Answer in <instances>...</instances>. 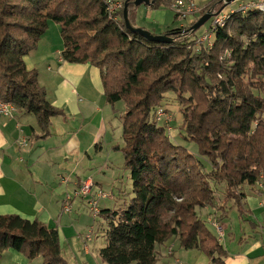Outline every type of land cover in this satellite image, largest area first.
<instances>
[{
  "label": "trees",
  "instance_id": "trees-1",
  "mask_svg": "<svg viewBox=\"0 0 264 264\" xmlns=\"http://www.w3.org/2000/svg\"><path fill=\"white\" fill-rule=\"evenodd\" d=\"M125 1L133 9V0ZM222 2L207 4L219 10ZM224 15V25L207 21L212 40L196 43L199 28L186 30L200 15L187 23L174 12L186 24L159 32L172 38L161 43L128 30L123 8L110 16L105 0H0V100L32 115L41 135L63 111L47 99L24 56L50 21L59 27L62 58L97 67L106 100L125 105L120 150L132 196L100 210L106 226L99 255L106 264H156L158 247L172 238L217 256L223 249L212 221L241 207L244 185L264 180V9ZM168 93L182 114L179 133L197 153L172 139L171 119L169 125L158 118V110H168L162 107ZM9 249L29 260L40 256L43 264H68L57 230L18 214L0 215V258Z\"/></svg>",
  "mask_w": 264,
  "mask_h": 264
},
{
  "label": "crops",
  "instance_id": "crops-1",
  "mask_svg": "<svg viewBox=\"0 0 264 264\" xmlns=\"http://www.w3.org/2000/svg\"><path fill=\"white\" fill-rule=\"evenodd\" d=\"M49 26L24 61L28 69L37 71L47 99L63 114L51 118L46 135H41L32 115L18 109L11 116L0 115V215L18 214L56 229L63 251L65 243L71 248L78 236L82 238V234L69 233L68 223H74L70 192L86 180L98 184L94 195L101 188L92 176L74 174L75 164L90 158L91 147L111 133L116 111L105 98L100 70L89 63L65 61L59 27L52 32ZM243 191L241 207H234L227 218L210 225L215 234L219 235L217 225L222 232L219 242L223 252L209 256L196 248L180 247L172 238L158 247L156 264H174L176 260L178 264H264V187L244 185ZM84 207L89 210L88 205ZM232 210H236L235 217ZM85 236L91 238V234ZM83 253L82 259L76 253V264H106L100 258L90 260L86 245ZM7 257L15 264H25L24 254L13 249L4 252L0 264L8 263Z\"/></svg>",
  "mask_w": 264,
  "mask_h": 264
},
{
  "label": "rangeland",
  "instance_id": "rangeland-1",
  "mask_svg": "<svg viewBox=\"0 0 264 264\" xmlns=\"http://www.w3.org/2000/svg\"><path fill=\"white\" fill-rule=\"evenodd\" d=\"M120 1L123 2V6H124L125 0H120ZM174 1L175 0L173 1L171 0L169 7L161 6L155 9L150 8L149 5L144 3L134 6L133 9L129 7L128 8L129 20L134 22L138 27H143L155 34H159V32L164 31L169 27H175L176 25L182 26V24H186L185 21L182 23L181 22L182 20L180 18H177L175 20L174 11L172 9V5ZM192 1L196 4L198 10L195 12V15H192L191 17H189V19L192 17L196 18V15L202 16L205 12L209 10H212L213 13H216L215 15L212 16V18H214L215 16H222V14H224L225 12L227 13L229 10L230 11L240 10L239 8H241L242 6L244 7V5L246 6L247 2H249L250 0H235L226 6H222V9L220 8L221 10L220 9L215 10L214 6L209 8L208 7L209 4L207 3L210 0H192ZM254 1L263 2L264 0H254ZM189 19L188 18L186 19L187 23ZM208 24L209 22H206L199 28L197 32L199 34V37L196 40V43L203 42L202 39L203 35L209 31ZM49 25H50L49 27L51 28V29L49 28V30H52V32L54 30L52 28L55 29L58 28V25H56V23H54L53 21H50ZM212 37H210L211 38L210 40H212ZM55 40H56V36H55ZM166 95L170 97V99L162 107L163 108L166 107L168 109L167 111L165 110L166 113L164 115V118L168 119L167 122L170 121L171 119L170 133L173 136L172 139L177 144L184 146L191 152L197 153L196 144L193 141H188L184 139L183 136H181V134L179 133L182 114L177 104L174 103V100L172 99L173 94L168 93ZM113 106L116 112L114 113L113 127L111 133H109L108 136L101 139L99 144H97L96 146L94 144L91 147L89 152L90 158L86 157L80 163L75 164L76 170L74 174L78 173L81 177L84 176V178L88 176H92L95 184L96 183L101 184V188L99 189L100 191L106 194V197L103 199H99L97 201V206L99 209L100 208L103 209L104 207L117 208L123 206L124 204L122 203L127 202L132 196L131 179L129 177V171L124 167L123 155H122V151L120 150V148L123 146V139L121 137V120L125 113V105L122 101H119L116 102ZM64 161L66 160L64 159ZM68 161H71L70 162L71 165H74L72 163L71 158ZM87 161H90L89 163L91 164L88 165ZM64 175L67 176L68 173L64 172ZM97 185L98 184L93 186V182H92L93 188L91 189V193L85 197H76L74 196L73 190L70 192L71 193L70 199L74 197L73 198L74 201L71 202V206L73 210H72V215L70 217L72 220H74V223L71 222L68 223L69 233L75 235L76 237L79 234H82V238L78 236V238H76L77 240L74 241V247L70 248L69 246L70 243L69 244L65 243V248L63 251H61L63 257L65 259L67 257L70 264L77 263L76 260L77 258L75 257L76 253L78 256H80L81 259L83 258L82 255L84 254L83 253L84 245H86L90 251L88 256L90 260L92 259L96 260L97 258H100L101 260V257L99 255V249L105 244V238L103 236L104 230H102L103 227L106 226L105 220L101 218L100 215L94 217L93 214L90 213L88 208L84 207V204L89 206V201L86 202L85 199L86 197L90 199L91 196L94 195L95 187H97ZM216 195L217 197H219L217 192ZM217 201L225 202V200H223L221 195ZM235 211L236 210L231 211L233 217H235V213H236ZM88 234H91V238L89 240L85 238L86 237L85 235ZM207 244L208 246L209 245L211 246L210 242H207ZM11 252H15V251H11ZM10 259H11L10 257L6 258L8 262L6 264H10V262L14 264L17 263L16 261L13 260L10 261ZM24 262L25 264H43L42 258L40 256L33 258L31 260L26 258ZM131 264H136V263L132 262Z\"/></svg>",
  "mask_w": 264,
  "mask_h": 264
},
{
  "label": "built area",
  "instance_id": "built-area-1",
  "mask_svg": "<svg viewBox=\"0 0 264 264\" xmlns=\"http://www.w3.org/2000/svg\"><path fill=\"white\" fill-rule=\"evenodd\" d=\"M106 10L110 16H112L115 12L123 8V2L120 0H105ZM257 7L261 10L264 9V1L263 2H255L254 0H250L247 2L246 6H242L239 8L241 11H245L251 8ZM172 9L175 13L179 14L181 18H189L192 15L195 14V12L198 10L196 7V4L192 0H175ZM220 15V14H217ZM226 15L222 14V16H215L211 22L212 26L216 25H224ZM211 36V32H208L203 35V41L209 39ZM15 106L11 104L10 102H4L0 100V115H6L11 116L12 112L15 111ZM158 118L164 116V112L162 110H158L157 112ZM258 185L261 187H264V180L261 182H258ZM92 189V181L86 180L85 182H82L77 190L74 192V196L76 197H85L91 193ZM106 194L102 191H97L94 195V197L90 198L89 201V210L90 213L93 214L94 217H97L100 213V209L97 206V201L100 198H105ZM66 210H69V207H65ZM218 234L221 235L222 232L217 225ZM90 234L87 235L89 237ZM174 264H178V261L176 260Z\"/></svg>",
  "mask_w": 264,
  "mask_h": 264
},
{
  "label": "water",
  "instance_id": "water-1",
  "mask_svg": "<svg viewBox=\"0 0 264 264\" xmlns=\"http://www.w3.org/2000/svg\"><path fill=\"white\" fill-rule=\"evenodd\" d=\"M154 0H133V5L137 6L140 4H151ZM235 0H223V6H226L233 2ZM216 13H213L212 10H209L205 12L202 16H200L195 23H193L186 32L195 31L198 28H200L203 24H205L213 15ZM123 20L125 27L132 31L140 34L144 38H146L149 41H155V42H161V43H170L172 41V38L168 34H153L152 32L148 31L147 29H144L142 27L133 26L129 20L128 17V2H124L123 6Z\"/></svg>",
  "mask_w": 264,
  "mask_h": 264
}]
</instances>
